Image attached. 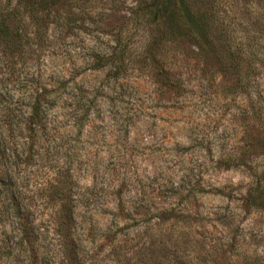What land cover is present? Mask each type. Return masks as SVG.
I'll use <instances>...</instances> for the list:
<instances>
[{
  "label": "rangeland",
  "instance_id": "obj_1",
  "mask_svg": "<svg viewBox=\"0 0 264 264\" xmlns=\"http://www.w3.org/2000/svg\"><path fill=\"white\" fill-rule=\"evenodd\" d=\"M134 1H92L44 50L0 52V264H26L22 253L5 256L10 194L32 212L47 264L62 261L56 228L74 245L69 264H264V206L242 203L264 161L253 139L264 70L234 92L228 70L185 52L171 66L181 88L130 69L106 77L87 59L111 49L109 27L134 50L141 31L122 18ZM235 12L244 32L252 18L241 1ZM58 76L68 86L54 104L49 96L45 121L18 129ZM61 198L70 217L57 211Z\"/></svg>",
  "mask_w": 264,
  "mask_h": 264
},
{
  "label": "trees",
  "instance_id": "obj_2",
  "mask_svg": "<svg viewBox=\"0 0 264 264\" xmlns=\"http://www.w3.org/2000/svg\"><path fill=\"white\" fill-rule=\"evenodd\" d=\"M92 1L97 0H0V52L9 58L32 47L44 50L50 46L53 31L72 28L74 11L88 12ZM238 1L252 18L250 27L239 33L236 26L240 21L235 14ZM126 12L122 18L141 31L134 50L129 51V37L122 36V28L109 27L107 34L113 37L111 49L92 53L87 59L92 69L105 67V76L110 79L115 80L130 69L170 89L181 88L171 66L175 53L185 52L203 64L212 59L217 67L228 70L233 75L234 92L252 86L257 70H264V0H135ZM66 80L58 76L53 83L41 85L40 92L27 104L24 121L18 120V129L31 130L45 121L49 96H52L50 104H54L68 86ZM249 112L253 119L257 117L252 106ZM253 139L258 141L264 160V121ZM253 145L249 142L246 148L253 150ZM254 176V184L242 201L246 208L264 206V161ZM60 192L59 189L55 192L57 197ZM8 205L12 226L8 232L3 231L7 241L5 256L22 253L26 264H47L38 248V231L29 207L13 194ZM57 211L65 217L72 215L63 198ZM53 231L62 257L59 264H69L70 259L76 258L74 245L63 240L59 229Z\"/></svg>",
  "mask_w": 264,
  "mask_h": 264
}]
</instances>
